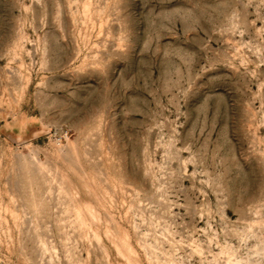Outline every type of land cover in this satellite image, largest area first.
Returning a JSON list of instances; mask_svg holds the SVG:
<instances>
[{"label":"rangeland","instance_id":"obj_1","mask_svg":"<svg viewBox=\"0 0 264 264\" xmlns=\"http://www.w3.org/2000/svg\"><path fill=\"white\" fill-rule=\"evenodd\" d=\"M0 264H264V0H0Z\"/></svg>","mask_w":264,"mask_h":264}]
</instances>
